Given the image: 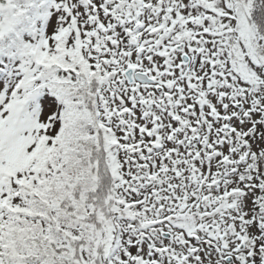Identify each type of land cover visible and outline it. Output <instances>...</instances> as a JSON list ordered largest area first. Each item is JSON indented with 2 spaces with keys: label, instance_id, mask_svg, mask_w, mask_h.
<instances>
[{
  "label": "snow or ice",
  "instance_id": "snow-or-ice-1",
  "mask_svg": "<svg viewBox=\"0 0 264 264\" xmlns=\"http://www.w3.org/2000/svg\"><path fill=\"white\" fill-rule=\"evenodd\" d=\"M0 264H264V0H0Z\"/></svg>",
  "mask_w": 264,
  "mask_h": 264
}]
</instances>
